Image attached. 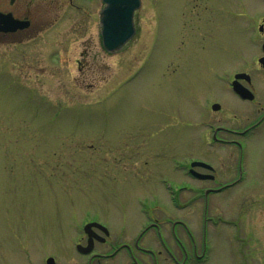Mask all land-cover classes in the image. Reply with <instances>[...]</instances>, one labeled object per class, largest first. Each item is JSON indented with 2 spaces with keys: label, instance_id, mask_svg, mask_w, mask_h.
<instances>
[{
  "label": "rangeland",
  "instance_id": "obj_1",
  "mask_svg": "<svg viewBox=\"0 0 264 264\" xmlns=\"http://www.w3.org/2000/svg\"><path fill=\"white\" fill-rule=\"evenodd\" d=\"M221 2L141 0L135 36L108 53L100 0H2L30 26L0 34V264H87L75 249L87 221L110 232L96 254L122 248L90 264H133L127 248L149 264L132 243L146 215L199 235L203 199L181 190L174 205L158 180L175 179L177 158L213 166L211 186L236 177L238 148L213 142L212 130L245 127L256 106L238 102L227 77L249 63L264 97V70L251 61L261 41L248 29L264 0H230L231 14ZM242 142V182L208 198L201 264H264V124ZM137 246L161 250L150 230Z\"/></svg>",
  "mask_w": 264,
  "mask_h": 264
},
{
  "label": "flooded vegetation",
  "instance_id": "obj_2",
  "mask_svg": "<svg viewBox=\"0 0 264 264\" xmlns=\"http://www.w3.org/2000/svg\"><path fill=\"white\" fill-rule=\"evenodd\" d=\"M54 1V0H50ZM230 0H226V2H221L222 6L219 7V11H222L224 14H231L229 8H227L228 2ZM13 4V0H10L9 5ZM224 4V5H223ZM243 5V4H242ZM242 5L237 8H241ZM214 9H217L216 3L214 5ZM5 4L0 0V12L3 14H11V16L18 20H27L26 18H19L15 12L12 11H4L1 8H4ZM224 8V9H223ZM215 11V10H214ZM260 14V15H257ZM254 16V15H253ZM254 24L248 26V29L251 27L256 29L254 31L255 36H257L261 43L259 44L258 51L252 55L251 61L253 64L258 65V68L264 70V22H259V20L264 18V10L258 11L255 13L253 17ZM256 22H259L256 24ZM256 25V26H255ZM30 26V21H29ZM28 26V27H29ZM25 29L15 31L21 32ZM0 34H10V33H2ZM249 63L243 65L242 68L236 69L234 73L229 75L226 79L225 88L232 93V95L238 100L240 103L254 105L256 108L253 110L254 117L248 116L246 117L247 123L243 128H237L235 130L226 128L223 125L215 126L212 130V140L215 143H220L224 145L236 146L238 148V157H237V176L233 177L231 180L227 182H218L217 186H211L209 184L216 183L219 181L218 174L216 170L213 168L211 170H205L203 168H196L195 171L198 174L205 175L207 178H197L190 172V164L194 160H190L188 163L185 160L174 159L172 160V167L170 168L171 174H175V179L170 175H164L162 178L158 180L159 185L163 190H165L171 197L173 204L177 205V194L179 191L187 190L189 193H194V196L191 197L190 200L195 199H203V212H202V220L199 227V238L196 235V231L191 229V226L186 223L184 220L173 219L170 220L166 218L165 220H159L157 218H152L146 215V222L143 224L137 234L135 239L133 240V246L135 250L139 249L142 253H145L148 256L149 264H161L162 260L167 261L170 260L172 264H201L204 260L207 252L209 251L207 235H208V223L211 219L207 217V209H208V198L212 194H217L223 192L225 189H232L239 182L241 183L243 180V171H242V161L245 152L247 151L248 143H243L242 140L246 138V136L252 134L260 125L264 124V97H259L257 95L256 90V78L253 77L249 73ZM239 74H243L241 78L236 79V76ZM264 78V75L262 76ZM236 79V81H235ZM236 82L240 86L246 88L252 93V98L242 99L240 96L235 94L232 90V83ZM264 90V89H263ZM261 98V99H260ZM216 103V102H215ZM221 109V107H220ZM219 109V110H220ZM215 111L216 112H219ZM223 132L233 138L223 139L218 137V133ZM242 139V140H241ZM164 145V144H161ZM182 179H181V178ZM188 177L190 181L196 182L195 185H191L186 183L183 178ZM178 178V180H177ZM180 179V180H179ZM145 214V213H144ZM148 230L153 231L157 236L158 243L161 247V250L154 251L151 248H141L138 247V241L144 232ZM98 235L97 238L93 237V251L88 254L87 264H90L95 257H110L119 252L122 248L119 246L113 249L111 254L102 255L96 254L94 252L95 244H105L110 238V234L108 236H104L100 231L95 230ZM168 237L171 239L170 242L166 241L164 237ZM188 241V243H187ZM86 245V243H85ZM122 246V245H121ZM129 255L132 259L133 264H143L140 261L136 260L135 253L133 249L127 248ZM94 252V253H93ZM163 258V259H162Z\"/></svg>",
  "mask_w": 264,
  "mask_h": 264
},
{
  "label": "water",
  "instance_id": "obj_3",
  "mask_svg": "<svg viewBox=\"0 0 264 264\" xmlns=\"http://www.w3.org/2000/svg\"><path fill=\"white\" fill-rule=\"evenodd\" d=\"M105 7L100 13V21L102 24V39L104 47L109 52H115L119 50L135 33L133 25L134 11L139 7V0H103ZM7 17L0 15V23H3V27L0 30L13 31L20 25L10 20L7 26H5ZM9 23V24H8ZM9 25V26H8ZM242 76V75H239ZM238 78V76H237ZM234 91L243 98H251V94L244 88L237 84H233ZM218 105H213L212 109L217 110ZM202 166L210 168L204 163H194L192 166ZM199 176V175H198ZM203 177V176H199ZM92 227H97L103 230L107 234V230L97 223H88L84 226V232L89 235L88 245L85 248L78 246V249L83 253H88L91 250V235ZM47 264H55L52 258H48Z\"/></svg>",
  "mask_w": 264,
  "mask_h": 264
}]
</instances>
